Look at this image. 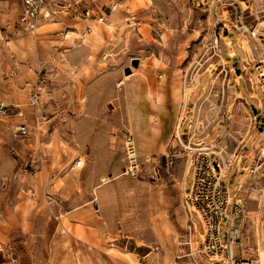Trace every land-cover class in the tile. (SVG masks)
<instances>
[{"label":"rangeland","instance_id":"obj_1","mask_svg":"<svg viewBox=\"0 0 264 264\" xmlns=\"http://www.w3.org/2000/svg\"><path fill=\"white\" fill-rule=\"evenodd\" d=\"M22 12L21 0H0V101L10 113L0 118V264H208L184 199L195 155L186 145L224 148L222 185L231 178L244 204L232 253L255 261L264 121L260 134L253 122L264 100L241 60L255 43L239 26L258 27L264 0H46L33 30ZM101 16L117 42L78 28Z\"/></svg>","mask_w":264,"mask_h":264},{"label":"built area","instance_id":"obj_2","mask_svg":"<svg viewBox=\"0 0 264 264\" xmlns=\"http://www.w3.org/2000/svg\"><path fill=\"white\" fill-rule=\"evenodd\" d=\"M45 1L21 0L23 6V12L19 17L21 25L30 30L35 29L37 17ZM103 18L101 16L99 19L102 20ZM239 29H242V31L239 30L240 33H248L249 38L243 34V38L247 43L250 40L255 43L252 49L249 50L250 59H246V56L240 59L249 66L247 69L251 68L253 70L254 82H250V87L253 88V84H256L261 92L260 99L264 100V20L258 24V27H254L251 30L243 29L241 25ZM223 43L227 56H237L236 54L229 55L228 47L225 42ZM243 53L246 55L245 52ZM196 64H199V62H196ZM31 99L34 102L37 101L38 95L36 92L32 93ZM9 115L8 106L0 101V118H5ZM263 121L264 116L257 117L253 129L256 128L258 132H261ZM17 131L23 134L26 133L27 126L19 123ZM126 151L127 159L130 163L129 170L135 171L138 163L131 139L126 144ZM208 151L207 154L196 150L192 151L191 156L195 155L191 157L186 181L187 187L185 188L186 194L184 195L185 203L189 207L190 217L195 220L191 222L196 236L195 247L200 255L205 257L208 264H259L253 263L249 259L236 257L232 253V246L237 239V230L229 223V219L243 214L244 204L241 202L239 195L235 193L236 189L231 192L227 185H222L225 173L223 174L221 171L217 158H214L213 161L209 158L210 154H214L217 157L218 155L212 149H208ZM82 165L80 159H77L73 163L72 168H82ZM224 220H226V224L223 227L222 222ZM195 222L199 224V231L195 229Z\"/></svg>","mask_w":264,"mask_h":264},{"label":"bare ground","instance_id":"obj_3","mask_svg":"<svg viewBox=\"0 0 264 264\" xmlns=\"http://www.w3.org/2000/svg\"><path fill=\"white\" fill-rule=\"evenodd\" d=\"M104 19V18H103ZM102 19V20H103ZM78 28L80 30H85V29H89L92 33V35L100 38V37H104V36H109V37H112L113 38V42H117V40L119 39V36L115 34V30H114V26L112 23H109V22H103L101 21L100 19H95V18H90V19H84L79 25H78ZM76 32V31H75ZM31 41V40H30ZM226 45L227 47L229 48V55H233L234 51L231 49V46H230V41H226ZM222 61V60H221ZM199 62V61H198ZM132 73L130 74H124V77H121L119 78L117 81H116V86L119 87L122 83H124L125 79L127 77H129ZM199 76V75H197ZM241 77V74L239 75H235V81L236 83L238 84V80L240 79ZM199 84V78H196V82H195V86ZM252 90V89H251ZM191 92H187L184 94V102H186L187 98H189V95H190ZM251 94L254 96V97H257V94L252 91ZM241 97L242 94L237 92V97ZM159 97H157L155 100H158ZM159 102H157L158 104ZM258 104L261 106V102L259 101ZM184 107V106H183ZM182 115L179 117V120H178V123L176 124V135L179 136V126H180V123H181V119H182ZM151 118L153 119L154 118V115L151 116ZM262 120V119H261ZM256 123V118H255V122H253V125H255ZM261 131V130H260ZM259 134L261 132H258ZM129 142V140L127 141ZM203 141L199 142L198 144H202ZM263 146L261 148V151H262V154L264 155V141H263ZM187 149L190 150L192 152V150H196L197 152H200V153H205L207 154L209 151L208 149H212L211 147L209 146H203V147H198V148H193L191 147L190 145H186ZM194 150V151H195ZM207 150V151H206ZM215 153H217L218 157H219V166L221 168V171L224 173H226V169H227V164L222 160L224 159V155L223 153L224 152V148L223 147H220V149H212ZM81 163L84 165V162L82 161V158L80 157L79 158ZM77 160V159H76ZM74 160V162L76 161ZM73 162V163H74ZM82 165V167H83ZM189 165H190V162H187V165L185 166V174L189 171ZM75 169H80V168H75ZM256 169V168H255ZM188 174V173H187ZM105 178H101V181L102 182H105ZM240 185V184H239ZM228 189H229V186L227 185ZM236 194H238V190L235 191ZM186 193L184 192V195ZM95 198H97V193H95ZM187 208L189 209V207L187 206ZM235 219V216L230 218L229 219V223H232L233 220ZM236 242L238 240V237H236ZM252 262H255V263H261V264H264V242L262 243L261 245V248L259 249L258 251V255H257V259L255 261H252Z\"/></svg>","mask_w":264,"mask_h":264},{"label":"crops","instance_id":"obj_4","mask_svg":"<svg viewBox=\"0 0 264 264\" xmlns=\"http://www.w3.org/2000/svg\"><path fill=\"white\" fill-rule=\"evenodd\" d=\"M236 54H237V53H236ZM189 96H190V95H189ZM188 100H189V101H188L187 103L191 102V96H190V98H189ZM261 105H262V104H261ZM185 108H186V107H185ZM262 108H263V110H262V113H263V112H264V107H263V105H262ZM255 109H256V108H255ZM256 111H257V109H256ZM262 117H263V116H262ZM238 170H239V169H235L236 172L233 171V174H234V173H237ZM225 176H226V174H225ZM233 182H234V181H233L231 178H230V179L228 180V182H227V183H228L227 185L229 186L230 189H232V187H233V186H232ZM238 185H239V184H237V186H238ZM238 195H239V197L242 199V197L240 196L241 194L238 193ZM230 224H231V223H230ZM231 225H232V224H231ZM232 226H233V225H232Z\"/></svg>","mask_w":264,"mask_h":264},{"label":"water","instance_id":"obj_5","mask_svg":"<svg viewBox=\"0 0 264 264\" xmlns=\"http://www.w3.org/2000/svg\"><path fill=\"white\" fill-rule=\"evenodd\" d=\"M131 63H132L133 66H136L137 63H138V61H137V59H132V60H131ZM236 64H237L236 62L233 63L234 66H236ZM126 72H128V70H126ZM236 72H237V73L239 72V69H238V68H236ZM255 111H256V110H255Z\"/></svg>","mask_w":264,"mask_h":264}]
</instances>
